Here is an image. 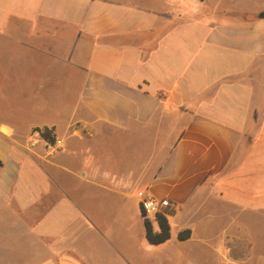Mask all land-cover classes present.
<instances>
[{
  "label": "crops",
  "instance_id": "1",
  "mask_svg": "<svg viewBox=\"0 0 264 264\" xmlns=\"http://www.w3.org/2000/svg\"><path fill=\"white\" fill-rule=\"evenodd\" d=\"M173 2L0 0V205L32 264H264V9ZM139 191L170 201L166 241Z\"/></svg>",
  "mask_w": 264,
  "mask_h": 264
},
{
  "label": "rangeland",
  "instance_id": "2",
  "mask_svg": "<svg viewBox=\"0 0 264 264\" xmlns=\"http://www.w3.org/2000/svg\"><path fill=\"white\" fill-rule=\"evenodd\" d=\"M176 2L172 3V10L176 8L182 10L180 15L185 17H201V16H210V15H230V16H243V11H249L253 9L256 5L261 6L264 9V0H175ZM9 110H1L5 112ZM12 109L10 112H13ZM1 113V114H2ZM46 110H40V116L46 115ZM135 194H130L126 197V202L123 206L116 205L117 208H122L126 214L133 217L135 221L137 205L135 202ZM0 214L2 215V236L0 238V261L2 264V255L7 258L8 261H18L21 264H32L36 256H30L26 252L25 240L29 242V238L26 239L25 230L27 224L30 221H27L24 213L16 209L14 205L8 206L6 204L0 205ZM19 225V226H18ZM15 226L19 227L20 231H23V237L20 240L16 241V238L9 233L8 230H12ZM137 229V227H136ZM17 245L20 247L17 251L11 250V247ZM2 247L8 249V253L2 254ZM143 252V256L146 259L152 261H160L165 259L168 256V252H165L161 249H156L152 245L149 248H146ZM26 258V259H25Z\"/></svg>",
  "mask_w": 264,
  "mask_h": 264
},
{
  "label": "trees",
  "instance_id": "3",
  "mask_svg": "<svg viewBox=\"0 0 264 264\" xmlns=\"http://www.w3.org/2000/svg\"><path fill=\"white\" fill-rule=\"evenodd\" d=\"M34 130L39 131L42 136L49 142H54V133L52 127H35ZM172 213V209H165V213H156L155 220L158 226L157 230L152 228L151 222L148 218H144L145 238L150 244H159L166 241L170 236V226L167 219V214ZM190 236L189 229H182L177 233L178 239H186Z\"/></svg>",
  "mask_w": 264,
  "mask_h": 264
},
{
  "label": "built area",
  "instance_id": "4",
  "mask_svg": "<svg viewBox=\"0 0 264 264\" xmlns=\"http://www.w3.org/2000/svg\"><path fill=\"white\" fill-rule=\"evenodd\" d=\"M33 133L38 134L40 132L33 130ZM138 196L139 207L145 218L154 216L156 213H165V209L169 208L171 205L167 198L155 199L154 197L145 194L143 191H139Z\"/></svg>",
  "mask_w": 264,
  "mask_h": 264
}]
</instances>
